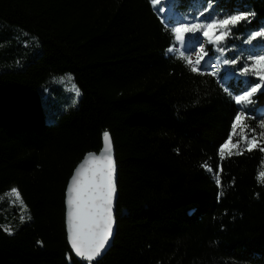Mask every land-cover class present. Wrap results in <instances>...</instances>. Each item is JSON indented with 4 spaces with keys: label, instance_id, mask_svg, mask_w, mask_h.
<instances>
[{
    "label": "trees",
    "instance_id": "1",
    "mask_svg": "<svg viewBox=\"0 0 264 264\" xmlns=\"http://www.w3.org/2000/svg\"><path fill=\"white\" fill-rule=\"evenodd\" d=\"M241 11L255 15L206 44L193 73L171 27ZM255 30L264 0H0V264H264V85L251 104L234 101L260 82L241 73L264 54V39L247 42ZM200 41L185 35L188 49ZM58 82L70 97L47 121ZM104 131L116 231L104 257L85 262L67 244L64 195ZM229 137L237 146L221 154Z\"/></svg>",
    "mask_w": 264,
    "mask_h": 264
},
{
    "label": "snow or ice",
    "instance_id": "2",
    "mask_svg": "<svg viewBox=\"0 0 264 264\" xmlns=\"http://www.w3.org/2000/svg\"><path fill=\"white\" fill-rule=\"evenodd\" d=\"M152 2L158 4L160 0H152ZM207 11L209 9L205 8L199 15L203 16L204 12ZM254 15V13L241 11L238 14H225L223 18L209 16L207 18L209 22L206 23L185 22L171 27L170 31L174 33L175 41L184 46L179 53V57L187 62L193 73H197L199 70L197 66L201 65V61L207 55L205 42L200 41L198 51L195 48L188 49L185 43V33L202 31V35L206 38L208 44L220 45L230 35L231 29L229 26L235 27L242 21L250 22V17ZM258 38L264 39V30L252 31L247 42L250 43ZM189 50L196 52L195 60L191 56L185 55V51ZM167 51L171 53L173 48L169 47ZM223 53L224 48H220V54L223 55ZM249 60L254 61L251 68L243 67L241 73H254L259 76L260 82L254 86H249L247 89H241L242 94H234L236 105L251 104L252 97L264 84V54L249 57ZM238 62L239 58L223 60L224 65H235ZM209 67L217 69L218 65L210 64ZM216 74V71L212 72V75ZM242 119V114L235 115V122L231 123L233 133H235ZM260 128H264V123L260 124ZM261 135L264 136V133H261ZM229 145L233 148L237 146L232 144L231 137H229L228 143L220 148V153L223 154ZM256 146L254 141H249L248 150L251 151ZM261 150L264 151V149ZM112 153L113 147L110 134L108 131H104L103 149L100 155L89 154L84 163L76 169L68 189L69 241L75 253L79 257L86 258L89 262L100 255L112 234L114 194L116 190L114 183L115 164ZM259 179L264 182V171L260 172ZM12 194L16 196L17 200L20 199L19 193L15 189H13ZM5 230L11 233L10 229Z\"/></svg>",
    "mask_w": 264,
    "mask_h": 264
},
{
    "label": "water",
    "instance_id": "3",
    "mask_svg": "<svg viewBox=\"0 0 264 264\" xmlns=\"http://www.w3.org/2000/svg\"><path fill=\"white\" fill-rule=\"evenodd\" d=\"M110 138H111V143H112V147H113V158H114V164H115V172H114V183H115V194H114V206H113V218H114V214H115V211H116V205H117V199H118V192H117V167H116V157H115V148H114V144H113V141H112V137L110 135ZM103 149V136L101 138V149L99 151L98 154H94V153H91V154H94L96 156H99L101 151ZM90 154V153H89ZM89 154H87L82 160L81 162L75 167V169L73 170L69 180H68V183L66 185V189H65V195H64V228H65V234H66V239H67V244L69 246V249L71 250V253L72 255L77 258V259H80V260H83L85 262H89L86 258H83V257H79L75 251L72 249V246H71V243L69 241V231H68V205H67V199H68V189H69V186H70V183H71V180H72V177L73 175L75 174L76 172V169H78L80 167L81 164L84 163L85 159L89 156ZM115 231H116V222H115V219H114V224H113V229H112V234L107 242V244L105 245V248L101 251L100 255L98 257H96L94 260H92L91 262H97L99 260H101L104 255L107 253V251L110 249L111 247V244L113 242V238H114V235H115Z\"/></svg>",
    "mask_w": 264,
    "mask_h": 264
},
{
    "label": "rangeland",
    "instance_id": "4",
    "mask_svg": "<svg viewBox=\"0 0 264 264\" xmlns=\"http://www.w3.org/2000/svg\"><path fill=\"white\" fill-rule=\"evenodd\" d=\"M155 5H157V4H155ZM161 11H162V13H164V14H168V11H167L166 9H162ZM198 33L200 34V38H201V40L205 42V45H206V44L208 45V43L206 42V38H204L203 35H202V31H199V32H196V33H185V35H193V34H198ZM217 34H219V32H217ZM209 45H213V46H215L214 44H209ZM178 46L181 48L182 45L179 44V42H178ZM198 49H199V48H197V51H198ZM190 56L192 57L193 60H195V58H196V52L193 53V54H191ZM204 61H205V57H204V59L201 61V64H202ZM253 63H254V61H253ZM253 63H252V64H253ZM212 64H213V63H212ZM197 67H199V66H197ZM210 71H211V72H213V71H217V69H213V68H211ZM256 77L259 78V76H257V75H256ZM259 80H260V79H259ZM263 85H264V84H262V86H263ZM262 86H261V89H260L259 91L262 90ZM56 88L59 90V92H58L59 94H58L57 99H56V107H55V109L53 110V113H51V114L47 117V121H51L52 119H54V118L56 117V115L58 114V112L61 110L60 102H63V101H65L66 99L68 100V98L70 97L69 94L66 92V90L62 87V85H61L60 82H58V83L56 84ZM259 91H258V92H259ZM43 105H44V106H48V105H49V102H48V103H47V102H44ZM11 195H12L13 198H14V203H16V204H18V205L21 206V208H20V210L18 211V213H19V214L22 213V211L24 210V207H23V205L21 204L20 199L17 200L16 196L13 195L12 192H11ZM23 216H24V215H23Z\"/></svg>",
    "mask_w": 264,
    "mask_h": 264
}]
</instances>
